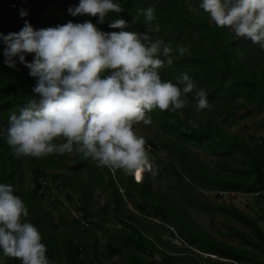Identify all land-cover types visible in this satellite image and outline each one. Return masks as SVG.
I'll return each instance as SVG.
<instances>
[{"label": "trees", "instance_id": "16d2710c", "mask_svg": "<svg viewBox=\"0 0 264 264\" xmlns=\"http://www.w3.org/2000/svg\"><path fill=\"white\" fill-rule=\"evenodd\" d=\"M23 2L24 5L25 3L30 5L33 12L24 17L15 13L12 22L2 18L0 25L3 29L9 27L11 31H19L24 24V19L36 28L47 27V24L50 26L65 23L69 19L81 22L90 19L103 30L119 31V28H109V23L112 19L123 17L129 21L126 30L144 32L146 28L143 24V16L141 15L135 21H133V16L139 7L154 5L156 19L153 23H159L161 27L160 31L153 32L152 36L153 38L161 37L166 42L170 41L174 48L172 53L174 63L172 66H165L161 69L162 78L174 79L179 73L187 71L199 85L206 88L209 102H221V106L216 107H227L230 112L247 108L246 112L252 108L258 109L259 112L264 111V62L263 65L261 64L264 60L262 59L264 50L252 42L242 47V41L231 39L228 30L217 26L208 13L202 9L197 14L192 12L185 0H121L124 11L110 12L103 23H99L97 17L89 14L72 16L68 13V5H75L78 0H23ZM191 3L193 7L200 9L199 0H191ZM194 34L198 35V39H194ZM177 43L187 45L191 50V55L178 57L175 52ZM33 55L28 54L26 59L31 60ZM245 57L247 61L243 63L244 65L236 67L235 64L242 62ZM3 68L5 67L0 64V126L6 125L8 116L17 110V105L23 104L27 98L34 95L32 88L37 80L36 77H32L30 81L23 71L16 69V74L11 70L12 77L4 76L3 78ZM193 99V96H189V102L183 109L176 111L153 109L148 113L163 136L158 141L148 142L151 145L152 155L157 154L159 145L170 150L181 167V171L198 185L221 192L217 195L219 198H222L224 193L258 194L264 190V136L246 138L240 132L223 131L217 123L210 120L202 124L199 115L194 112V103L191 102ZM180 112L183 116L179 114ZM223 113L228 112L223 110L220 115ZM250 114H244L243 118ZM190 120L195 121L197 126L193 127L189 123ZM185 145L208 154L216 160L218 169L211 170L209 167L200 165ZM74 153L72 157H69V153L50 154L44 157H18L5 138L0 137V182L13 183L17 194L26 202L30 213L28 219L35 223L41 231L43 240L49 248V257L54 255L55 258L60 259L62 252H58V234L50 235L48 232L46 221L39 212L40 205L47 196H52L50 184L51 181L53 185L57 183L61 176V169L68 168L71 171L65 180L68 185H72L74 177L79 178V171L87 168L95 184L104 189V192L110 193L109 201L99 213L105 217L107 212L112 211L117 222L124 226L117 230L116 235L111 238L103 254L104 258L110 260L115 256H123L121 264H199V259L207 264H264L263 230L255 220L233 204L219 203L213 205V208L246 226L249 235L230 224L225 225L226 232L222 235L236 236L241 244L249 247L250 250L236 248L199 230L187 220L174 203L167 202L166 198L159 193L152 195L146 182L136 184L128 181L126 173L122 170H116L113 175V171L107 167L101 168L90 158L84 159L82 154ZM238 155L241 158H238ZM24 168H28L31 173L34 186L23 191ZM174 174L181 179L180 173L174 172ZM56 186L59 185L56 184ZM120 186L126 188V196L134 202L141 213L151 219L160 218V222H155L153 236L146 235L135 221H131V217L129 219L121 216L125 203L122 202ZM82 187L84 194L78 198L83 215L81 218L73 219L71 223L65 221L64 225L70 226V229L78 231L82 236H87L93 233V226H101L93 220L97 214L91 212L87 183L82 182ZM44 188L49 189L48 193L44 191ZM134 190L138 192L140 201L136 199ZM181 190H184L183 185H181ZM258 195L264 200V194ZM67 198L73 200L70 195H67ZM149 202H155L156 205H150ZM195 202L211 206L209 202L200 203L196 199ZM61 217H63L62 214ZM85 219L91 221L92 227H87L85 231L80 232L76 226L82 225V220ZM52 225L55 228L60 226L56 223ZM165 225L177 228L191 247H196L199 251L217 258L204 257L200 254H197L196 258L191 248H186L188 253L184 256L173 258L168 255L164 249L167 244L159 234ZM61 235L66 236L64 233ZM62 243L66 245L67 241L63 239ZM124 244L132 248L126 256L123 254ZM72 253V258H69L70 264H79L76 259L79 255L88 257L85 258L84 264H102L101 256L95 254L93 258L87 245H75ZM156 254L161 255L159 261L154 260ZM0 255L5 257V264H16L20 261L19 258L4 255L2 252ZM218 258L228 259L231 262H222Z\"/></svg>", "mask_w": 264, "mask_h": 264}, {"label": "clouds", "instance_id": "9594fccd", "mask_svg": "<svg viewBox=\"0 0 264 264\" xmlns=\"http://www.w3.org/2000/svg\"><path fill=\"white\" fill-rule=\"evenodd\" d=\"M185 2L193 6L191 0ZM198 6L217 26L264 50V0H199ZM32 10L23 0H0V20L12 22L15 13L24 17ZM67 11L72 16L89 14L103 23L110 12L121 13L124 8L121 0H78ZM141 15L144 32L126 30L129 21L123 17L109 23V28L119 31L103 30L90 19L40 28L24 19L19 31L0 25V59L4 56V64L12 68L22 63L24 75L30 81L37 78L34 95L17 105L6 125L0 126V137L18 157L77 152L101 168L122 170L131 182L142 184L144 180L136 182L134 177L153 172L155 158L136 125L151 124L148 113L153 109H183L190 93L197 111L211 107L206 88L187 71L174 79L162 78L161 69L174 63V48L170 41L152 36L161 27L153 23L155 6L139 7L133 21ZM175 52L178 57L191 55L190 48L179 43ZM30 53L34 55L28 60ZM189 123L197 126L195 121ZM56 184L51 181L50 192L60 201L55 194L62 186ZM29 215L14 184L0 182V252L19 258L20 264H53L42 233ZM91 226L90 221L85 227ZM0 257V262L6 260Z\"/></svg>", "mask_w": 264, "mask_h": 264}, {"label": "rangeland", "instance_id": "374dc122", "mask_svg": "<svg viewBox=\"0 0 264 264\" xmlns=\"http://www.w3.org/2000/svg\"><path fill=\"white\" fill-rule=\"evenodd\" d=\"M190 10L197 14L201 9H197L192 6ZM0 17L3 16L0 15ZM225 28L230 33L231 39L242 41V47L250 44L251 41L249 39L247 40L245 37H237L227 27ZM197 36V34H194L195 40L198 39ZM262 59H264V57H262ZM246 61L247 60L245 57L242 59V62H237L235 66L242 67V64ZM263 62L264 60L261 62L262 65ZM189 96H192V94L190 93ZM191 102L194 103V112L199 115V120L202 124H205L210 120L213 123H217L223 131H229L232 133L240 132L246 138H258V136H264V111L259 112L258 109L252 108L246 112L248 109L247 108L230 112V109H227V107H216L221 106L220 101L210 102V108L197 111L196 99L194 98ZM223 110H226L228 113H223L220 115ZM250 112L252 114H250ZM179 114L183 116L182 112ZM244 114L250 115H248L246 118H243ZM136 127L138 131L146 137L147 143L152 140L158 141L161 137H163L157 129L156 124L153 122L149 125H145L141 122L136 125ZM185 146L189 152L196 157L200 165L209 167L211 170L218 169L216 160L212 159L208 154L202 150L195 149L188 145ZM74 154V152L69 153V157L74 156ZM153 157L155 158L154 171L145 174L143 173L138 181L134 177V180L136 182L144 180L143 183H147V188L152 195L159 193L166 198L167 202L174 203L176 208L183 212L187 220L193 226H196L199 230L207 233L216 240L226 242L234 247H244L245 245L241 244L236 236L227 237L222 235L226 232V224H230L236 229L244 232L246 235H249V230L246 226L235 221L230 216L223 214L220 210L213 208V205L215 204L226 203L230 205L233 204L235 207L245 212L249 217L257 222L259 227L264 232V200L258 194L232 192L224 193L222 194V198H219L217 195L221 194V192L213 191L198 185L196 182L192 181L186 175V173L181 171V167L179 166L175 157L172 156L170 150L159 145L157 154L153 155ZM237 157L241 158L239 155ZM174 172L180 173L181 179H178ZM60 173L61 176L58 178L57 184H61V192L55 194L57 191L55 189L52 191L53 194L59 196L60 201L54 200L53 195L50 197L47 196V199L45 198L39 208V212L48 226L47 229L49 234H58V252H62V256L60 259L55 258L54 255L51 256L50 259L53 261V264H70L69 258L71 257L73 248L81 241H85L90 246L91 256L93 258L95 254L101 256L102 264H121L123 262V256H115L111 260L104 259L103 257V253L111 242V238L116 235V231L120 230V228H124V226L119 224L117 219L114 218L112 211L107 212L105 217L102 216V213H99L109 201L110 193L108 194L104 192V189L98 187L95 184L92 179L93 176L87 168L79 171V178L83 181H81L78 177H74L72 185H68L67 181L65 180L66 176L69 175L71 171L68 168H63L61 169ZM112 174L115 175V172ZM22 178L23 191L26 188H33V178L28 168H24ZM126 179L128 181H132L129 174H126ZM82 182L87 183L89 192L88 201L91 212L97 214L93 220H96V222L101 226V228L98 226H91L93 228V235L87 236L86 240L83 239L84 236L80 235L78 231H74L70 229V226L64 225L65 221L71 223L73 219L81 218L83 215V211L80 208L81 202L78 198L84 194ZM181 185L184 186V190H181ZM119 190L121 193L122 202L125 203L122 208L123 215L121 216L128 217L129 219L131 217V221H135L146 235L153 236V231L155 228L154 226L156 224L155 222H160V218L151 219L141 213L138 207L135 206L134 202L126 196V188L120 186ZM133 193L136 199L140 201L138 192L134 190ZM67 195L72 196L73 200H69ZM195 199L200 203L209 202L211 206L197 204ZM148 204L154 206L156 205L155 202H149ZM44 214H47V216H43ZM61 214L63 217H61ZM52 223L59 224L60 226L55 228ZM76 227L80 232L85 231L87 228L82 225H77ZM62 233H64L66 236H62ZM159 234L163 241L167 244V246L164 247L165 252L173 258L175 256L186 255L188 253L186 248H191L193 251L192 254L195 256L200 253L196 247H191L189 242H187L177 231V228H174L173 226L168 227L166 225L159 232ZM63 239L67 241L66 245L62 243ZM128 249V247H123L124 256L127 255ZM96 251L97 253H95ZM72 256H74L73 253ZM1 258L2 257H0V259ZM84 259V256H79L78 262L82 263L86 260ZM154 259L159 261L161 257L158 255ZM1 263L5 264L3 260ZM16 264H20V261ZM199 264L207 263H205L202 259H199Z\"/></svg>", "mask_w": 264, "mask_h": 264}, {"label": "crops", "instance_id": "0c3cea01", "mask_svg": "<svg viewBox=\"0 0 264 264\" xmlns=\"http://www.w3.org/2000/svg\"><path fill=\"white\" fill-rule=\"evenodd\" d=\"M48 26H49V24H47ZM248 40V39H247ZM244 41V40H243ZM4 56H2V58L0 59V64L1 65H3L5 68H3L4 69V71H3V78H4V76L5 77H12L11 75H10V72H11V70H13L14 72H15V74L17 73V71L16 70H19V71H22V70H24V67L21 65L22 63H17V66H16V68H12V67H10V66H8V65H6V64H4ZM16 69V70H15ZM97 215H95V217H96ZM156 219V218H155ZM166 226V225H165ZM168 226V225H167ZM169 227V226H168ZM101 228V227H100ZM93 232V231H92ZM91 235H93V233H90V234H88L87 236H91ZM87 236H84L83 237V239L84 240H86V237ZM77 245H87L89 248H90V246L85 242V241H81V244H80V242L77 244ZM230 245V244H229ZM242 246V245H241ZM123 247H128L129 249H128V251L129 250H132V248L130 247V246H127L126 244H124L123 245ZM236 247V246H235ZM236 248H247L248 250H250L249 249V247H246V246H244V247H236ZM90 253H91V251H90ZM150 253H151V250H150V252H148V254L150 255ZM104 254V253H103ZM205 254V253H204ZM160 256L161 257V255L160 254H156L155 255V257L156 256ZM79 256H84L85 257V255H79ZM79 256H77V258L76 259H78L79 258ZM154 257V258H155ZM71 258H72V256H71ZM86 258V257H85ZM88 258V257H87ZM86 258V259H87ZM104 259H106V258H104ZM113 259V258H112ZM85 260V259H84ZM111 260V259H110ZM155 260V259H154ZM158 261V260H157ZM78 262V261H77ZM79 263V262H78ZM79 264H84V261L82 262V263H79ZM237 264H244V263H237ZM246 264H248V263H246Z\"/></svg>", "mask_w": 264, "mask_h": 264}, {"label": "built area", "instance_id": "2783aa9c", "mask_svg": "<svg viewBox=\"0 0 264 264\" xmlns=\"http://www.w3.org/2000/svg\"><path fill=\"white\" fill-rule=\"evenodd\" d=\"M260 194H264V190H262L260 192ZM82 224L85 225V226H87L88 225V222L84 220V221H82Z\"/></svg>", "mask_w": 264, "mask_h": 264}, {"label": "snow or ice", "instance_id": "6c2138e0", "mask_svg": "<svg viewBox=\"0 0 264 264\" xmlns=\"http://www.w3.org/2000/svg\"><path fill=\"white\" fill-rule=\"evenodd\" d=\"M137 179H139V175H138Z\"/></svg>", "mask_w": 264, "mask_h": 264}, {"label": "bare ground", "instance_id": "6f19581e", "mask_svg": "<svg viewBox=\"0 0 264 264\" xmlns=\"http://www.w3.org/2000/svg\"><path fill=\"white\" fill-rule=\"evenodd\" d=\"M137 181H138V179H137ZM140 181H141V180H140ZM140 181H139V182H140Z\"/></svg>", "mask_w": 264, "mask_h": 264}]
</instances>
